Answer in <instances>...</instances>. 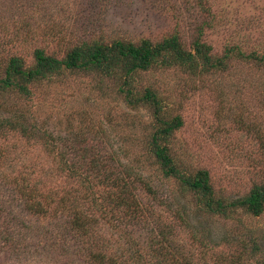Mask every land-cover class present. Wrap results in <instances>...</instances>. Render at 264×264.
<instances>
[{"label":"rangeland","instance_id":"rangeland-1","mask_svg":"<svg viewBox=\"0 0 264 264\" xmlns=\"http://www.w3.org/2000/svg\"><path fill=\"white\" fill-rule=\"evenodd\" d=\"M170 38L185 57L195 41L204 44L209 62L223 66L205 67L193 56L190 68L171 62L168 51L133 74V90H153L161 116L181 119L165 143L179 170H206L215 198H241L264 181V63L241 56H264V0H0V77L11 57L32 66L35 49L61 58L82 40ZM121 81L64 72L26 84V96L0 91V119L27 122L36 135L0 131V237H14L0 247V264H264V210L203 211L200 196L163 174L149 152L158 127L153 107L128 104L117 90ZM42 133L54 136L61 157L80 172L90 160L108 176L128 173L142 216L122 217L111 203L113 186L86 187L60 171ZM19 182L37 190L44 214L26 208ZM66 198L90 218L87 233L63 226L71 216L59 211ZM134 240L136 257L129 253Z\"/></svg>","mask_w":264,"mask_h":264},{"label":"trees","instance_id":"trees-1","mask_svg":"<svg viewBox=\"0 0 264 264\" xmlns=\"http://www.w3.org/2000/svg\"><path fill=\"white\" fill-rule=\"evenodd\" d=\"M193 47V54H187L186 57L181 48L176 45L174 38L163 40L156 44H152L146 39L141 40L138 44L124 42L122 40H115L109 44L97 42L93 39L82 40L61 58L45 54L42 49H35L33 53L34 63L32 66H25L23 61L18 57L9 58L4 75L0 77V91L15 90L21 95L26 96L29 94L26 84L49 81L64 72L96 73L112 79H121V84L117 90L128 104L137 105L140 102H144L153 107V115L158 127L152 134L151 140L148 142V147L149 152L154 157L163 174L175 177L184 189L194 191L198 194L200 196V207L205 212L226 214L227 212L241 208L257 216L264 210V181L260 185H254L245 196L233 201L225 202L220 198H215L206 170H198L192 175H185L179 170L169 155L165 143L172 132L181 126V119L178 116L172 117L171 119H165L161 116L159 112L161 106L153 90L146 89L142 95H136L133 90L131 84L133 74L138 70L150 68L157 62L162 53L168 54V51H172L170 53L171 62L178 64L191 62V65H188L190 68L194 66V62L191 59L193 56L201 57L202 66L216 68L223 66L221 59L213 63L209 62V57L205 55L207 47L204 44L195 41ZM241 56L247 59H259L264 63L263 55H257L251 52ZM5 129H15L26 137L36 136L34 127L27 122L1 118L0 131H4ZM38 137L44 140L49 153H54L57 150V168L60 171H67L69 174L75 176L79 182L85 184L86 187H91L92 181L113 186L116 189V195L112 198L111 203L116 208L123 210L122 217L126 218L129 215L130 217L134 216L139 218L142 216L144 207L136 194L130 192L128 188L131 181L128 173L120 172V175L108 176L90 160L85 162V165L81 168L83 172H80V168L75 163L64 160L61 157L62 150L52 134L47 135L42 133ZM84 170L93 175H89L90 177H88ZM16 186L19 188L17 191L21 196L22 202L25 203L26 208L36 215L44 214L45 208H43V205L37 198L40 195L37 190L35 188L25 190V184L21 182L16 184ZM146 187L148 192L153 193L151 186ZM68 201V198H66L59 202L60 213L63 212V209H69L68 213L70 212L71 214L70 216L67 213L69 216L67 215L68 218L63 221V226L65 225L72 232L87 233L91 225L90 218L77 208V204H72V206L67 207ZM91 202H95V200H91ZM2 210L0 208V213ZM0 240L2 241H0V247H2L6 243L11 245L14 237L6 234L5 237H0ZM129 244L130 255L136 257L135 255L139 253V248L135 247V240ZM96 259L102 263L104 256L97 255ZM110 264L115 263L110 262Z\"/></svg>","mask_w":264,"mask_h":264}]
</instances>
